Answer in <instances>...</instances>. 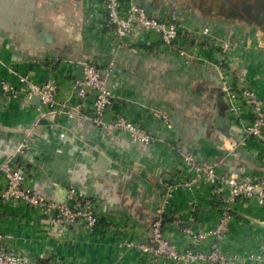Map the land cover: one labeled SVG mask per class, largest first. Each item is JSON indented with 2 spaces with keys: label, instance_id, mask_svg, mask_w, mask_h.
<instances>
[{
  "label": "crops",
  "instance_id": "0c3cea01",
  "mask_svg": "<svg viewBox=\"0 0 264 264\" xmlns=\"http://www.w3.org/2000/svg\"><path fill=\"white\" fill-rule=\"evenodd\" d=\"M137 3L148 16L176 24L178 44L192 58L165 47L153 34L136 43L118 40L107 27L104 0H0V79L17 83L27 74L38 82L52 77L64 84L76 73L67 64L55 67L53 58H87L100 69L113 63L110 117L123 115L153 138L143 146L94 126L88 120L91 98L70 120H37L38 111L25 97L0 106V144L13 150L27 138L34 149L26 170L30 182L51 191L79 188L100 218L90 237L68 233V241L56 245L36 212L0 208V230L13 236L14 250L33 258L42 254L43 264H142L139 253L118 242L127 227L148 228L166 192L172 191L166 217L186 220L191 213L198 225L212 227L221 194L203 184L187 190L183 184L190 171L181 154L216 164L223 176L264 174V148L244 138L250 115L241 102L231 111L224 90L248 88L264 102V0ZM200 28H209L211 36L186 33ZM43 31L53 36L52 44L41 39ZM219 40L235 43L236 49L220 59ZM66 96L61 91L59 98ZM153 111L168 114L170 130ZM221 112L224 134L214 126ZM99 156L107 160L103 177L92 171ZM223 250L241 258L235 264H264L263 205L237 200Z\"/></svg>",
  "mask_w": 264,
  "mask_h": 264
},
{
  "label": "built area",
  "instance_id": "2783aa9c",
  "mask_svg": "<svg viewBox=\"0 0 264 264\" xmlns=\"http://www.w3.org/2000/svg\"><path fill=\"white\" fill-rule=\"evenodd\" d=\"M104 11L107 27L118 40L136 43L139 37L153 34L165 47L174 49L182 57L192 58L178 44V26L148 16L137 0H104ZM186 31L188 35L200 38L211 36L209 28ZM218 47L222 59L236 49V44L219 40ZM52 62L53 65H69L76 75L64 84L52 77L38 82L27 74L20 75L17 83L1 78L0 106H8L21 97L29 100L31 96L37 95L40 99V105L36 108L37 120L43 117H49L52 121H56L58 117L70 120L79 113L81 105L91 98L88 120L94 126L103 130L112 129L134 144L148 146L152 143L150 134L125 116L110 117L113 93L108 85V78L113 73V63L100 69L87 58H53ZM224 90L230 101L231 111H237L236 104L241 102L250 115L251 120L245 127L244 138H252L264 148V102L248 88L238 91L231 88ZM61 91L67 92L64 101L59 98ZM152 116L160 120L166 129H171L168 114L153 111ZM64 137V133L59 134L60 139ZM33 150L25 138L13 146L11 157L1 158L0 208L8 205L13 208L24 206L36 212L45 225L48 238L54 240L56 245L67 242L68 233L70 236L93 235L100 218L92 200L82 190L73 186L65 188L64 202H57L40 190L44 185H33L27 178L26 170L33 162ZM16 158L20 159V163H15ZM181 159L190 171L189 179L183 184L187 190L203 184L210 186L215 194H221L214 225H198L191 213L186 220L166 217L164 208L172 196V191L166 192L163 205L156 208L148 228L144 230L127 227L126 233L120 236L118 245L139 253L143 258L142 264H235L242 261L237 254L227 255L223 244L229 236L233 208L237 200L251 199L264 206V174L246 175L242 178L223 176L216 172V164L196 161L190 153L181 154ZM174 236L175 241L170 239ZM13 241L12 235L0 230V264H42L40 259L46 258L42 254L33 258L15 251L12 247ZM250 258L252 257L248 256L246 259Z\"/></svg>",
  "mask_w": 264,
  "mask_h": 264
},
{
  "label": "water",
  "instance_id": "95a60500",
  "mask_svg": "<svg viewBox=\"0 0 264 264\" xmlns=\"http://www.w3.org/2000/svg\"><path fill=\"white\" fill-rule=\"evenodd\" d=\"M7 2V0H6ZM14 5H11L13 7ZM13 14L14 12H10ZM52 35L49 32L43 31L41 34V39L46 43V44H52ZM41 42V41H40ZM30 103L33 104L35 108H38L40 105V99L39 96L33 95L29 99ZM214 126L215 129L221 133H225L224 130V114L218 113V115L214 118ZM6 146V147H5ZM12 156V151L8 149L6 144H0V158L4 157H11ZM107 164L106 158L103 156H99L96 164L92 167V171L95 173H98L103 177V169L105 168V165ZM101 168V171H100ZM169 178L163 177V180H168ZM40 190L50 199H53L57 202H64L65 200V191L62 188H56L54 191H51L47 186H41Z\"/></svg>",
  "mask_w": 264,
  "mask_h": 264
},
{
  "label": "trees",
  "instance_id": "16d2710c",
  "mask_svg": "<svg viewBox=\"0 0 264 264\" xmlns=\"http://www.w3.org/2000/svg\"><path fill=\"white\" fill-rule=\"evenodd\" d=\"M57 66H61V65L60 64H56L55 67H57ZM15 163H20V159L16 158ZM40 261L42 262V264L44 263V260L43 259H40Z\"/></svg>",
  "mask_w": 264,
  "mask_h": 264
},
{
  "label": "rangeland",
  "instance_id": "374dc122",
  "mask_svg": "<svg viewBox=\"0 0 264 264\" xmlns=\"http://www.w3.org/2000/svg\"><path fill=\"white\" fill-rule=\"evenodd\" d=\"M85 57V56H84ZM93 61V60H92ZM92 61H90L91 63H93L94 64V62H92ZM104 69V68H103ZM109 79V78H108ZM2 107H4V106H2ZM191 154V153H190ZM192 155V154H191ZM193 156V155H192ZM194 157V159L196 160V161H202V160H198L195 156H193Z\"/></svg>",
  "mask_w": 264,
  "mask_h": 264
}]
</instances>
